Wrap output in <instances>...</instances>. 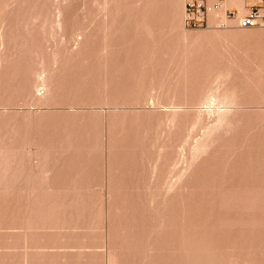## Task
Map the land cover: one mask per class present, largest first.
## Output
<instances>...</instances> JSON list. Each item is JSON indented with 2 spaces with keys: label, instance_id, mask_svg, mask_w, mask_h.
<instances>
[{
  "label": "rangeland",
  "instance_id": "obj_1",
  "mask_svg": "<svg viewBox=\"0 0 264 264\" xmlns=\"http://www.w3.org/2000/svg\"><path fill=\"white\" fill-rule=\"evenodd\" d=\"M185 1L0 0V264H264V0Z\"/></svg>",
  "mask_w": 264,
  "mask_h": 264
},
{
  "label": "built area",
  "instance_id": "obj_2",
  "mask_svg": "<svg viewBox=\"0 0 264 264\" xmlns=\"http://www.w3.org/2000/svg\"><path fill=\"white\" fill-rule=\"evenodd\" d=\"M223 0H215L214 9L220 6ZM212 9L208 7L206 0H186L184 5L183 23L187 28H197L207 25V16ZM225 18L229 19L234 16L233 12L224 11ZM262 14L260 9L253 7L248 13L237 20V24L241 28H251L260 25L262 22ZM218 27H225L226 24L221 22ZM216 27V25H215Z\"/></svg>",
  "mask_w": 264,
  "mask_h": 264
},
{
  "label": "crops",
  "instance_id": "obj_3",
  "mask_svg": "<svg viewBox=\"0 0 264 264\" xmlns=\"http://www.w3.org/2000/svg\"><path fill=\"white\" fill-rule=\"evenodd\" d=\"M258 0H223L221 2V8L220 9H213V5L215 4V0H206V3L208 7H210L213 11H230L234 13L233 18L236 15L244 14L246 11L251 9L252 6H254L257 3Z\"/></svg>",
  "mask_w": 264,
  "mask_h": 264
},
{
  "label": "bare ground",
  "instance_id": "obj_4",
  "mask_svg": "<svg viewBox=\"0 0 264 264\" xmlns=\"http://www.w3.org/2000/svg\"><path fill=\"white\" fill-rule=\"evenodd\" d=\"M222 6H221V3H220V6L217 8V9H220ZM214 9V8H213ZM223 16H224V11H223ZM224 19L226 20L227 18H225V16H224ZM224 22V21H223ZM219 23H221V22H219ZM218 23V24H219ZM225 23V22H224Z\"/></svg>",
  "mask_w": 264,
  "mask_h": 264
}]
</instances>
